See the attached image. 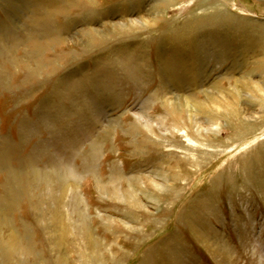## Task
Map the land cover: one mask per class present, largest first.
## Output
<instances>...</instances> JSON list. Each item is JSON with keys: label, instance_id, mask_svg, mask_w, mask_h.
I'll list each match as a JSON object with an SVG mask.
<instances>
[{"label": "rangeland", "instance_id": "1", "mask_svg": "<svg viewBox=\"0 0 264 264\" xmlns=\"http://www.w3.org/2000/svg\"><path fill=\"white\" fill-rule=\"evenodd\" d=\"M0 264H264V0H0Z\"/></svg>", "mask_w": 264, "mask_h": 264}, {"label": "bare ground", "instance_id": "2", "mask_svg": "<svg viewBox=\"0 0 264 264\" xmlns=\"http://www.w3.org/2000/svg\"><path fill=\"white\" fill-rule=\"evenodd\" d=\"M86 33H87V32H86ZM261 42H262V41H261ZM170 75H171V74H170ZM75 176H76V174H75ZM67 180H69V179H67ZM66 182H67V181H66ZM72 182H73V181H72ZM72 182H71V183H72ZM73 183H75V181H74ZM73 183H72V184H73ZM72 184H71V185H72ZM68 188H69V186L64 187V192H63V193H64V194H63L64 196H67L68 191H69ZM103 189H104V188H103ZM72 192H73V191H72ZM74 192H75V191H74ZM74 192H73V193H74ZM76 194H77V193H75V195H76ZM64 196H63V197H64ZM70 197H71V196H70ZM72 197H73V196H72ZM74 197H76V196H74ZM72 199H73V198H72ZM76 200H77V199H76ZM4 230H5V229H4ZM5 234H6V233H4L3 235H5ZM86 236H87V235H86ZM9 237H10V238H7V240L13 238L12 236H9ZM13 242H14V241H13Z\"/></svg>", "mask_w": 264, "mask_h": 264}]
</instances>
